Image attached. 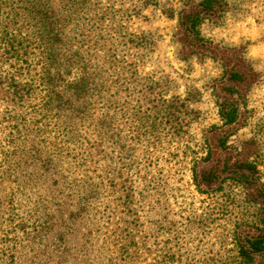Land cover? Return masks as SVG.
Masks as SVG:
<instances>
[{"label":"trees","instance_id":"16d2710c","mask_svg":"<svg viewBox=\"0 0 264 264\" xmlns=\"http://www.w3.org/2000/svg\"><path fill=\"white\" fill-rule=\"evenodd\" d=\"M121 1L123 6L116 8L112 0H0V84L12 94L20 111H25L5 119H19L9 124L7 145L18 155H47L49 167L62 166L71 159L78 172L73 180L56 173L60 180L47 189L42 207L33 204L30 215L20 198L25 205L32 203L33 189L26 185L15 189L8 212L16 219L3 255L34 246L56 264H176L175 239L170 240L176 226L174 217L167 210V201L151 197L160 188L153 175L159 161L157 146L170 129L181 133L178 110L182 105L161 99V120L179 123L177 127L157 128L148 140L153 151L137 157V147L131 144L142 141L140 122L137 119L133 127L128 126L124 104L117 106L114 101L113 90H121L126 67L132 65L126 54L119 56L118 46H127V50L147 47L148 38L129 34L125 22L155 0ZM125 1L128 6H124ZM185 1L186 7L177 14L179 39L190 48V54L199 50L205 57L211 49L205 47L198 27L221 18L228 4L225 0ZM229 55L225 53L222 59L223 79L229 85L222 88L224 99L217 105L219 125L213 133L217 135L215 149L225 155H229L227 139L217 130L236 124L239 107L234 88L255 77L238 57L235 63L227 59ZM118 73L121 75H115ZM143 89L150 91V102L160 100L153 83ZM262 147L261 143L254 147L249 159L248 150L240 153L246 156L241 155L233 168L228 167L229 161L221 164L219 154L210 147L204 151L203 146L196 147L187 166L176 167L184 171L187 167V184L198 196L207 195L212 200L218 193L212 186L223 183L227 173L264 205ZM0 154L16 156L15 152ZM202 162L210 166L202 167ZM215 204L207 224L195 216L187 220L186 227L210 231L222 211L221 200ZM18 234L27 237L24 245L17 242ZM239 244V264H254L264 257V226L246 232ZM165 254L174 258L161 259ZM11 258L15 259L12 254ZM200 264L215 262L207 258Z\"/></svg>","mask_w":264,"mask_h":264},{"label":"rangeland","instance_id":"374dc122","mask_svg":"<svg viewBox=\"0 0 264 264\" xmlns=\"http://www.w3.org/2000/svg\"><path fill=\"white\" fill-rule=\"evenodd\" d=\"M198 1L190 2L196 4ZM225 1L228 10L221 18L214 22L205 21L198 27L205 47L211 49L206 51L205 57L199 50H195L196 54H190V48L179 39L177 14L186 7L185 0H155L154 4L142 9L138 16L125 22L129 34L148 38L149 44L145 49L127 50V46H118L119 56L126 54L127 61L132 65L126 67L121 90L114 88V101L117 106L124 104V119H129L128 126L133 127L137 119L140 122L142 141L138 145L131 144L137 147V157L148 156L153 151L148 140L157 128L177 127L179 123L167 124L161 120V99H166V103L182 105L178 110L179 120L182 121L181 133L175 134L170 129L171 132L162 134L163 142L157 146L159 161L153 175L160 188L151 197L152 200L161 198L167 201V210L174 217L176 226L175 230L172 227L170 240L175 239L173 246L177 255L174 258L171 254H165L161 259L174 258L176 264H200L207 258H211L215 264H239V242L246 232L264 226V205L255 201L250 190L228 177L227 173L223 183L212 186L218 193L212 195L211 200L207 195L198 196L187 184V167L185 171L176 167L177 164L187 166L190 152L203 146L202 151L210 147L214 153L219 154L221 164L229 161L228 167L233 168L236 160L246 156L243 154L247 150V159L253 157L254 147L261 143L263 164L260 167V179L264 184V0ZM121 3V0H112L111 4L120 8L123 6ZM124 3V6H128L126 1ZM227 52L230 53L227 59L232 58V63H235L238 62L235 57H238L250 74L255 75L248 83L234 88L236 92L233 95L239 107L236 124L217 130L218 135L226 136L229 155L215 149L217 135H213L214 126L219 125L217 105L224 99L222 88L229 85L223 79L222 65ZM150 83L155 85L154 93L160 98L159 101H149L152 95L143 88ZM24 113L20 111L12 94L0 84V152L16 154L13 158L0 154V208L4 211L0 214V264L8 261L12 264H56L45 259L44 251L34 246L11 251L14 260L11 254H2L3 248L10 243L16 219L8 212L15 189L22 185L33 189L30 199L32 203L25 205V201L20 198L25 213L30 215L33 204L42 207L47 199V189L60 180L56 173L60 172L70 180L78 178L71 159L62 166L49 167L45 163V154L40 157L32 154L18 155L14 147H8L9 124L14 121L18 123L19 119L17 116L13 122L5 119ZM203 141L205 144H202ZM200 166L210 165L202 162ZM219 200L222 203L219 211H222L218 214L217 224L210 231L204 229L197 232L186 227L187 220L195 216L207 224L208 216L214 212L215 201ZM28 230L32 233L33 228ZM26 241L25 235L18 234L19 245L20 242L24 245ZM254 264H264V257L257 258Z\"/></svg>","mask_w":264,"mask_h":264}]
</instances>
